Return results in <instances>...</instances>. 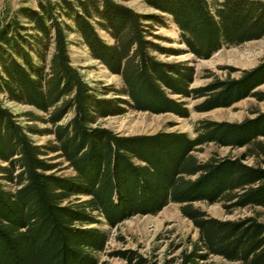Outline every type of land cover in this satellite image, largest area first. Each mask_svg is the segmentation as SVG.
<instances>
[{
  "label": "trees",
  "instance_id": "trees-1",
  "mask_svg": "<svg viewBox=\"0 0 264 264\" xmlns=\"http://www.w3.org/2000/svg\"><path fill=\"white\" fill-rule=\"evenodd\" d=\"M144 2L170 15L185 50L157 46L146 38L149 23L144 21H157V15L145 18L111 0H38V10L21 7L0 23L2 98L48 112L53 127L40 130L20 124L0 98V264H96L94 253L104 248L107 239L104 230L91 226L100 223V217L114 226L132 215L158 212L171 202L181 204L182 214L194 223L199 236L189 239L168 264H206L213 256L264 264V222L255 217L220 219L195 206L206 201L224 203L226 208L264 207V167L229 157L201 161L193 154L210 142L247 147L246 155L264 154V144L257 140L264 135V114L240 123L200 121L194 138L181 132L120 136L96 126L100 117L125 111L119 100L96 95L68 54V37L78 33L92 57L119 74L123 84L117 95L126 98H116L132 110L188 116L185 102L165 90L200 98L219 89L196 110L229 106L263 83L264 69L220 85L192 87L193 65L157 60L148 49L175 55L191 52L208 59L224 46L261 38L264 4ZM20 17L31 23L35 33H20ZM96 27L107 32L112 42L102 39ZM69 112L71 116L61 123ZM23 115L40 119L30 111ZM28 132L53 134L54 140L36 144ZM50 153L62 161L53 162ZM63 161L73 169L72 176L55 173ZM3 182L13 188H5ZM112 255L127 264H156L132 249Z\"/></svg>",
  "mask_w": 264,
  "mask_h": 264
},
{
  "label": "rangeland",
  "instance_id": "rangeland-1",
  "mask_svg": "<svg viewBox=\"0 0 264 264\" xmlns=\"http://www.w3.org/2000/svg\"><path fill=\"white\" fill-rule=\"evenodd\" d=\"M38 0H0V23L4 19L12 18L21 7H29L38 10ZM75 2V0H70ZM113 2L128 6L150 18V14L157 15L160 19L148 20L146 38L157 46L171 48L175 50H185L186 44L182 41L181 32L174 24L170 15L161 13L147 5L144 0H111ZM220 3L224 0H218ZM260 1L264 4V0ZM5 15V18H4ZM59 20L70 23L61 17ZM92 20V19H91ZM93 21V20H92ZM22 28L20 33H35L31 23L24 17H20ZM97 28L99 36L106 42L111 43L112 38L104 30ZM37 35V33H36ZM68 54L71 64L82 74L88 86L92 88L96 95L105 98H113L117 104L124 108L123 113L100 117L96 126L103 127L120 136L151 135L157 132H181L190 138L196 136L198 123L203 120L228 121L240 123L248 119H256L264 114V81L250 90V93L229 106H219L206 111H198L195 106L202 103L207 96L200 98L182 97L166 93L175 100L185 102L189 111L188 116H181L178 113L167 111L154 113L150 111H137L129 108L120 98L126 96L117 95V90L122 87V79L119 74L111 72L102 62L92 57L88 47L82 41L78 33L69 35ZM46 57L50 56L52 45L48 47ZM149 54L157 60L163 62L186 61L195 68V78L192 87H209L216 83H225L240 79L245 72L260 68L264 69V35L261 38L245 41L239 45L224 46L208 59L197 58L193 53L186 52L179 55L161 53L155 49H148ZM261 78H264V73ZM264 80V79H262ZM103 94V95H102ZM120 97V98H116ZM4 105L16 116L20 124L33 126L37 129L53 128L47 121L48 112L39 111L32 106L20 104L2 98ZM30 111L39 120H30V117L23 115V112ZM71 116L67 113L61 120L66 122ZM31 140L40 145L53 142V134L31 133L28 132ZM264 144V135L257 137ZM247 147L223 146L214 142L203 145L193 154L201 161H206L211 157L216 158H239L244 163L252 166L264 167V154L246 155ZM53 162L62 161L56 153L48 155ZM57 175L72 176L74 174L67 162L63 161ZM5 188L12 189L13 185L3 182ZM84 198V197H81ZM70 199H75L72 196ZM195 206L200 207L209 216L220 219L237 220L246 217H255L264 222V207L246 206L226 208L224 203L210 204L206 201L195 202ZM101 222L93 224L104 230L107 234L105 246L101 251L95 252L96 264H127L123 258L113 256L117 250L132 249L136 250L149 262L156 264H168L170 259L179 255L182 248L188 246V240H196L199 236L198 229L194 223L181 212V204L168 203L160 211L148 214H136L123 219L121 222L110 226L100 217ZM206 264H241L229 261L221 256H213L207 260Z\"/></svg>",
  "mask_w": 264,
  "mask_h": 264
}]
</instances>
